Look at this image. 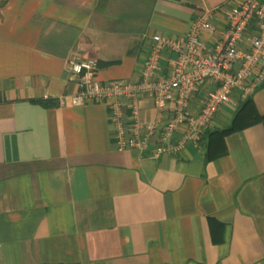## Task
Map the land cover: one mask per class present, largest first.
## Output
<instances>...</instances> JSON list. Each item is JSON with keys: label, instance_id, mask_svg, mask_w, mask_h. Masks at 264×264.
I'll return each instance as SVG.
<instances>
[{"label": "crops", "instance_id": "0c3cea01", "mask_svg": "<svg viewBox=\"0 0 264 264\" xmlns=\"http://www.w3.org/2000/svg\"><path fill=\"white\" fill-rule=\"evenodd\" d=\"M239 1L0 0V264H264V79L261 119L208 158L204 132L230 123L239 92L197 141L153 155L158 132L118 146L108 100L73 104L66 69L77 52L101 81L133 80L150 32L180 36L208 7L210 44ZM155 114L144 95L140 120Z\"/></svg>", "mask_w": 264, "mask_h": 264}, {"label": "built area", "instance_id": "2783aa9c", "mask_svg": "<svg viewBox=\"0 0 264 264\" xmlns=\"http://www.w3.org/2000/svg\"><path fill=\"white\" fill-rule=\"evenodd\" d=\"M213 14L212 8H204L180 36L150 32L133 80L101 81L93 60L71 52L66 69L77 76V89L69 95L71 102L79 105L108 100L120 148L128 143L143 148L155 132L159 144L153 155L178 151L188 141H197L205 128L213 126L215 114L234 91L245 98L264 79V0H240L228 8L221 36L207 44L202 33L213 30ZM200 90L204 91L203 99L192 108L193 96ZM144 95L151 96L156 111L148 122L139 118V101ZM126 110L131 139L126 138L128 131L123 124ZM175 133L179 139L172 142Z\"/></svg>", "mask_w": 264, "mask_h": 264}, {"label": "trees", "instance_id": "16d2710c", "mask_svg": "<svg viewBox=\"0 0 264 264\" xmlns=\"http://www.w3.org/2000/svg\"><path fill=\"white\" fill-rule=\"evenodd\" d=\"M44 102L47 103L46 100ZM260 119L261 115L256 110L251 94L243 98L227 126L222 128L214 127L205 130L204 136L208 140L206 147L207 157L212 158L225 152L223 138L226 134L239 130Z\"/></svg>", "mask_w": 264, "mask_h": 264}]
</instances>
